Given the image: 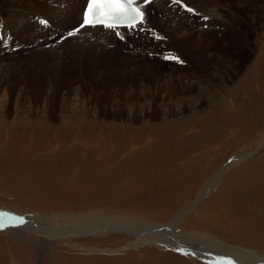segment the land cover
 I'll return each instance as SVG.
<instances>
[{
  "label": "rangeland",
  "instance_id": "rangeland-1",
  "mask_svg": "<svg viewBox=\"0 0 264 264\" xmlns=\"http://www.w3.org/2000/svg\"><path fill=\"white\" fill-rule=\"evenodd\" d=\"M156 3L158 26L120 55L83 53L40 23L29 29L42 34L21 35L19 15L30 16L33 0H0V211L160 226L187 211L174 226L182 234L264 257V0ZM142 237L52 238L40 261L38 232L25 242L0 227V264H210Z\"/></svg>",
  "mask_w": 264,
  "mask_h": 264
},
{
  "label": "bare ground",
  "instance_id": "bare-ground-1",
  "mask_svg": "<svg viewBox=\"0 0 264 264\" xmlns=\"http://www.w3.org/2000/svg\"><path fill=\"white\" fill-rule=\"evenodd\" d=\"M82 1L84 0H33L32 6L28 8L30 16H25L24 14L19 15L21 17L20 23L23 24V27L20 28L18 33L23 35V33H26L27 30L30 32L31 37L32 34H42L43 32L36 31L35 28L32 31L29 29L31 28V26L34 27L35 25H37V23L42 22L39 21V19L44 20L43 22H48V24L55 29V33L56 30L60 31V29L69 30L75 28L81 22V10L84 5ZM9 2L13 5L16 0H9ZM25 2H27V0H25ZM138 4L144 10V18L142 22H138L132 28L121 27L117 29H109L104 26L83 27L73 36L65 38L66 45H68L69 42L78 43L80 44V50L83 53H86L87 51L96 52L102 50L104 52H118L120 55L123 53L126 54L125 51L127 50H123V44L126 43L130 45L133 39L139 40V35L143 32L142 29H153V25L156 28L159 23L158 20H160L161 18V5L160 3L159 5H157L156 0H147V2H143V0H140ZM155 11L157 14L156 16ZM61 17L65 18L66 20L67 24L65 26L58 25L57 23L59 22L58 20L61 19ZM151 22L152 24H150ZM231 22L233 27L232 30L235 32L234 38L239 41V47L241 49H245V37L243 36V30L241 29L243 24L242 19H234L233 17ZM150 25L152 26L150 27ZM44 26L48 25L46 24ZM235 27L237 28L236 30ZM86 31H91V33H85ZM151 31L152 30H146L145 34L147 37L149 35L148 38L157 34V32L153 30L152 36H150ZM116 32H120L122 38H119L116 35ZM101 34L102 36H99ZM110 37H114L113 40H109ZM55 38L57 37H54L53 39ZM29 39V43H32L34 38ZM148 40H146L147 42L145 41V45L149 44ZM153 48V50L156 51V47ZM228 49L229 48H227V51ZM262 144H260L259 147L255 151H253V153H256L258 149L262 147ZM228 163L230 164V162ZM220 174L221 171L216 172L212 180L209 181L206 186H204V189L198 196L197 202H200V200L205 197L209 186L213 183V181L220 177ZM196 204L197 203H195V205ZM0 212L13 217L23 218V222L21 223L18 221L9 220L7 215L4 217H0V227L12 230L15 238L26 242L28 240L30 231L38 232L42 236L44 244L43 246L41 245L38 250L40 252V261L43 252L49 246V240L52 238L77 236L84 233L101 234L106 231H122L125 234L128 233L143 235L142 239L140 240L143 243L154 242L161 245L170 244L172 246H175L177 249H181L182 251L188 252L189 254L198 255L199 257L215 264H264V257L260 256L258 252L254 250L222 242L212 235L208 236L210 238L208 241L200 242L193 235L191 236L184 233L182 234L181 232H179V230H176L174 228L175 224L177 223L178 219L181 218V216L187 211L185 213L177 214V216L173 218L169 222V224L164 226L152 224L151 222H145L141 219L124 218L120 216L93 217L85 214L59 212L51 213L48 216L38 217L34 214H14L8 211ZM47 220L51 222H68L70 224L68 226L64 225L63 229L59 230H55L54 228H45L43 225L39 224V222Z\"/></svg>",
  "mask_w": 264,
  "mask_h": 264
},
{
  "label": "snow or ice",
  "instance_id": "snow-or-ice-1",
  "mask_svg": "<svg viewBox=\"0 0 264 264\" xmlns=\"http://www.w3.org/2000/svg\"><path fill=\"white\" fill-rule=\"evenodd\" d=\"M140 0H87L84 19L81 27L84 25H103L109 29H117L120 26L132 28L137 22H142L144 13L138 6ZM147 2V0H143ZM191 11V9H189ZM78 31V29H77ZM72 33H69L71 35ZM176 59L178 57H166ZM8 216L9 220L23 222L22 217H13L0 212V217Z\"/></svg>",
  "mask_w": 264,
  "mask_h": 264
},
{
  "label": "water",
  "instance_id": "water-1",
  "mask_svg": "<svg viewBox=\"0 0 264 264\" xmlns=\"http://www.w3.org/2000/svg\"><path fill=\"white\" fill-rule=\"evenodd\" d=\"M179 251H181V250H179ZM181 252H183V251H181ZM184 253V252H183ZM186 254V253H185ZM206 260V259H205ZM206 261H208V260H206ZM209 262V261H208Z\"/></svg>",
  "mask_w": 264,
  "mask_h": 264
}]
</instances>
